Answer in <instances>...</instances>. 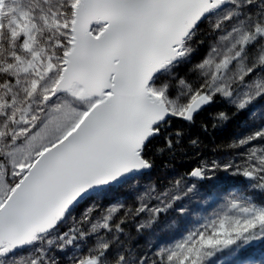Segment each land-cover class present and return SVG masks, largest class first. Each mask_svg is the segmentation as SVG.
<instances>
[{
	"label": "snow or ice",
	"instance_id": "snow-or-ice-1",
	"mask_svg": "<svg viewBox=\"0 0 264 264\" xmlns=\"http://www.w3.org/2000/svg\"><path fill=\"white\" fill-rule=\"evenodd\" d=\"M0 264H264V0H0Z\"/></svg>",
	"mask_w": 264,
	"mask_h": 264
}]
</instances>
